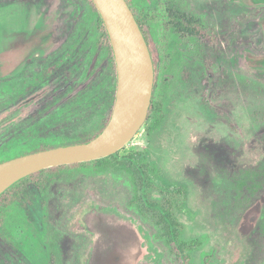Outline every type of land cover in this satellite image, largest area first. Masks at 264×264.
Masks as SVG:
<instances>
[{
	"label": "rangeland",
	"instance_id": "rangeland-1",
	"mask_svg": "<svg viewBox=\"0 0 264 264\" xmlns=\"http://www.w3.org/2000/svg\"><path fill=\"white\" fill-rule=\"evenodd\" d=\"M193 3L206 25L179 40L156 84L159 107L119 152L145 151L186 185L176 214L185 239L201 240L192 264H264V65L253 62L264 58V4L221 0L220 18L218 0ZM217 28L221 44L233 33L221 52ZM112 69L88 0H0V160L96 133ZM132 198L119 165L65 168L44 191L29 184L7 210L24 248L0 236V264H179ZM118 232L135 242L129 261Z\"/></svg>",
	"mask_w": 264,
	"mask_h": 264
},
{
	"label": "water",
	"instance_id": "water-1",
	"mask_svg": "<svg viewBox=\"0 0 264 264\" xmlns=\"http://www.w3.org/2000/svg\"><path fill=\"white\" fill-rule=\"evenodd\" d=\"M93 2L108 30L118 74L110 120L103 131L88 142L31 152L1 162L0 195L21 179L44 169L118 153L134 139L148 119L153 102L155 67L143 30L127 0ZM252 2L264 4V0ZM253 62L264 65V58ZM135 252L136 245L124 260L132 259Z\"/></svg>",
	"mask_w": 264,
	"mask_h": 264
},
{
	"label": "trees",
	"instance_id": "trees-1",
	"mask_svg": "<svg viewBox=\"0 0 264 264\" xmlns=\"http://www.w3.org/2000/svg\"><path fill=\"white\" fill-rule=\"evenodd\" d=\"M88 1L93 6V18L98 27L99 39L103 41V43H107L113 60L111 97L108 101L107 108L102 119V124L94 134H87L77 139L64 140L54 144L41 145L35 151H25L11 157L4 158L0 160V163L31 152L42 151L63 145L88 142L101 133L108 124L112 115L117 92L118 74L116 61L105 23L93 0ZM134 11L137 16L138 9L135 8ZM137 19L139 20L141 18ZM148 26H150L151 31L153 32V23L148 22ZM231 33L232 32H229L224 36V42L221 45L229 44L231 42V37L233 35V33ZM151 36L152 37L149 38L152 39L150 40V43L154 45L155 37L153 35ZM152 55L154 62L157 64V59L159 58L158 53L152 52ZM52 72V68L48 69L46 75L51 74ZM156 84L157 81L155 82L153 102L149 111L148 119L154 114L155 108L159 107V102L156 101ZM159 122L160 117L156 115L149 127V134L152 133L153 128L157 127ZM113 165H119L128 174L133 188V198L131 201L132 205L136 207L140 214L148 218V220L157 227L159 231L158 237L166 243L176 261L179 264H192V254L201 245V240L185 239L184 225L180 222L176 214V209L182 211L187 206L186 185L181 183H176V185L165 176L163 177L158 162L152 159L147 152L141 150H135L126 155H121L120 152H118L114 155L98 160L52 167L21 179L0 195V236L14 244L16 241L20 247L24 248L22 246L24 243L21 236L22 233H20L19 230H12L7 225V210L23 195L29 184H34L39 189L44 191L56 175L65 168L103 172L109 170L110 166ZM154 193H159L162 198L160 200L153 199L152 196ZM37 264L42 263L37 262Z\"/></svg>",
	"mask_w": 264,
	"mask_h": 264
},
{
	"label": "flooded vegetation",
	"instance_id": "flooded-vegetation-1",
	"mask_svg": "<svg viewBox=\"0 0 264 264\" xmlns=\"http://www.w3.org/2000/svg\"><path fill=\"white\" fill-rule=\"evenodd\" d=\"M132 8L135 16V8L138 9L136 18H141L139 22L143 33L148 42L151 54L152 52L158 53L157 64L154 62L155 67V82H159L161 72L167 70V59H171L176 54H180L178 45L179 40L189 38L193 40V37L199 35L197 25H206L204 11L199 9V14L193 13V1H207V0H127ZM220 4V18H221V0H218ZM148 22H152L154 25V31L152 32ZM150 28V29H149ZM214 33V32H213ZM153 35L155 37V43L152 45L149 39ZM218 36V37H217ZM217 37L220 40L218 44V51L221 52V29L217 28ZM198 37V36H197ZM199 39V38H197ZM174 40V41H172ZM218 43V42H217ZM216 43V44H217ZM215 44V46H216ZM153 58V55H152ZM164 65V66H163ZM165 81L169 80V76H165ZM155 89V85H154Z\"/></svg>",
	"mask_w": 264,
	"mask_h": 264
},
{
	"label": "bare ground",
	"instance_id": "bare-ground-1",
	"mask_svg": "<svg viewBox=\"0 0 264 264\" xmlns=\"http://www.w3.org/2000/svg\"><path fill=\"white\" fill-rule=\"evenodd\" d=\"M117 239L120 238L121 241L125 242L126 244L130 245L135 250V242L133 241V237L126 235L125 233L118 232V234L115 235Z\"/></svg>",
	"mask_w": 264,
	"mask_h": 264
}]
</instances>
